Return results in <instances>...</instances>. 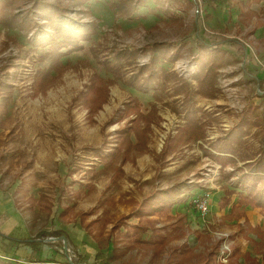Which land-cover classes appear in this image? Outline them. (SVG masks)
Here are the masks:
<instances>
[{"label":"rangeland","instance_id":"1","mask_svg":"<svg viewBox=\"0 0 264 264\" xmlns=\"http://www.w3.org/2000/svg\"><path fill=\"white\" fill-rule=\"evenodd\" d=\"M251 74L264 78V0H0V227L14 238L0 260L264 264V216L237 202L264 183V84ZM134 102L148 144L110 155ZM169 189V210L135 215ZM117 222L167 244L125 248Z\"/></svg>","mask_w":264,"mask_h":264},{"label":"trees","instance_id":"2","mask_svg":"<svg viewBox=\"0 0 264 264\" xmlns=\"http://www.w3.org/2000/svg\"><path fill=\"white\" fill-rule=\"evenodd\" d=\"M221 40H222V42H225V41H230L231 39L222 38ZM215 44L219 45L217 48V49H219L220 41H218ZM258 83L261 85L260 79H258ZM94 90H96V89H94ZM96 94H97V91L94 92V95L91 98L96 97L97 96ZM127 108L131 109V113H126V114L127 115L132 114L133 117L129 120V122L125 126L118 128L114 131L113 134H114L116 139L114 140V145H112V147L110 148V151L108 153L110 155H112V154L114 155V153H116V152L120 153L121 151L126 153L127 150H129L130 148L136 147L137 145H139L141 143L142 137L144 136V132L139 127L140 120L138 119V117L142 116L140 109H139V105L137 104V102H134L133 104L125 103L124 109H127ZM133 122H134V124H133ZM131 134H133V135H131ZM131 136H134L137 138L136 144L132 143V141L130 139ZM259 151H260L259 157L264 159V126L262 129L261 147H260ZM171 190L172 189H169L167 191L168 196L165 195L162 197H158L155 200V202L154 201H151V202L145 201V202L140 203V208L137 211H134L135 215H137L138 217L144 216L149 212L146 210H150V211L151 210H154V211H163V210L167 211V210H169V207L171 206V203L173 202L172 201L173 198L178 197V194L172 193ZM229 202H230V198H228L227 195H224L219 200L218 205H219V207L222 208V207L227 206L229 204ZM237 202L239 204L238 206H241V207L250 206L252 208H259L260 213L264 216V183H262L260 186H257L255 182H252V185L248 187V189L245 193L239 194V198H238ZM148 208H150V209H148ZM235 211H237V206L232 205L231 212H235ZM81 214L83 215L82 218H84V214L83 213H81ZM245 214L246 213L244 212V210L241 209L240 217H245ZM120 225L122 227L124 226L123 227L124 232H118L117 238H118V241H120L121 243H124L125 248L131 247V246H143V247H146L149 249L160 250L163 247H165L167 244V242L164 241V236L160 235V234H156V232H154V230L152 228L150 229L151 230L150 234L147 235V237H143V234L149 230L148 227H145V226H142L139 224L127 225L124 222L123 223L117 222L113 227H115V229L117 230ZM170 232L171 231H166L164 233V235H166V237L169 234L172 236V234ZM1 235L4 237H7L9 239L14 240L13 237L6 236L3 234H1ZM166 237H165V239H166ZM15 240L22 241L23 243L25 242L29 245H33L32 243L34 242L30 239H21V240L15 239ZM188 251H189V249L187 247V244L185 242H183L180 247L178 246V247L172 248V250L170 251L166 261L169 262L170 259H174L173 260L174 262H177V261L180 262V257L184 256L185 253H187ZM214 252L211 251L210 253H208V256L206 257L205 260L206 261L211 260L212 253L214 254ZM239 252H240L239 245H235L233 247L232 256H231L232 261L238 260V258L240 257ZM174 253L176 255L174 257H172V255ZM240 254H241V252H240ZM0 264H14V263L5 262V261L0 260ZM17 264H23V263H17ZM170 264H173V263H170Z\"/></svg>","mask_w":264,"mask_h":264},{"label":"crops","instance_id":"3","mask_svg":"<svg viewBox=\"0 0 264 264\" xmlns=\"http://www.w3.org/2000/svg\"><path fill=\"white\" fill-rule=\"evenodd\" d=\"M210 1H217V0H210ZM197 32H198V30H197ZM196 32V37H197V39H200L201 37H199L200 35L198 34ZM251 76H252V74H251ZM252 78H253V80H254V82L259 86V88H261V85H263L264 84V78H262V77H257V76H255V75H253L252 76ZM258 79H260L261 80V85L258 83ZM163 83V82H162ZM195 93H199L200 94V91H199V89L197 88V89H195V91H194ZM199 97H201V96H199ZM201 98H203V97H201ZM140 112H141V109H140ZM157 115V114H156ZM174 121H176V118H174L173 119V122ZM171 124V123H170ZM139 127H140V129L144 132V136L146 137V136H148V140H149V131H150V127H151V122H149V124H147V122H145V124L144 125H142L141 123L139 124ZM190 127V125L189 124H186V128H189ZM216 130V127H214V131ZM148 133V134H147ZM114 135V134H113ZM144 136L142 137V140H141V143L139 144V145H137V146H141V145H146L147 146V144L148 143H146V140H144L143 138H144ZM133 137V139H135V143L134 144H136V142H137V138L136 137H134V136H132ZM136 146V147H137ZM247 161V160H246ZM250 161V160H249ZM246 211V210H245ZM0 215H1V213H0ZM248 215V212L246 213V216ZM4 224V222H0V226H2ZM252 225H254V224H252ZM1 234H3V235H6V236H8L9 234H7L5 231H3L2 230V227H0V244L2 243V244H4V243H7V242H11V240L12 239H9V238H7V237H4V236H2ZM11 237V236H10ZM2 240H4L5 242H2ZM5 245V248L4 249H6L7 248V244H4ZM8 249H11L10 248V246H9V248ZM5 254H7V252H4V255Z\"/></svg>","mask_w":264,"mask_h":264},{"label":"built area","instance_id":"4","mask_svg":"<svg viewBox=\"0 0 264 264\" xmlns=\"http://www.w3.org/2000/svg\"><path fill=\"white\" fill-rule=\"evenodd\" d=\"M207 200H208L207 198L196 199V202H197L196 206H197L198 212L200 213L201 216H203L208 210ZM223 243L224 244L221 247L219 260H221V262L225 263L228 261V257H229L230 252H229L227 244L225 242H223Z\"/></svg>","mask_w":264,"mask_h":264}]
</instances>
